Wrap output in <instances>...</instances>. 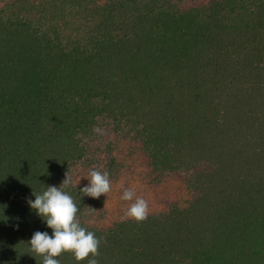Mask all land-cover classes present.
Here are the masks:
<instances>
[{"label": "trees", "instance_id": "trees-1", "mask_svg": "<svg viewBox=\"0 0 264 264\" xmlns=\"http://www.w3.org/2000/svg\"><path fill=\"white\" fill-rule=\"evenodd\" d=\"M189 1L0 0V264H42L27 200L67 172L98 264H264V0ZM102 131L191 172L192 200L88 223L72 171Z\"/></svg>", "mask_w": 264, "mask_h": 264}, {"label": "rangeland", "instance_id": "rangeland-1", "mask_svg": "<svg viewBox=\"0 0 264 264\" xmlns=\"http://www.w3.org/2000/svg\"><path fill=\"white\" fill-rule=\"evenodd\" d=\"M212 0H191L189 7L203 6ZM103 142H96L90 161L77 165L72 171L75 185L85 187L89 181V172L93 169L107 172L111 182V191L99 199L91 197L95 212L87 216V222L100 228L111 227L120 220L131 219L126 213L133 201L121 197L125 190L131 189L136 197L143 198L149 206V215L166 212L171 205L185 206L194 194L186 181L191 172L179 171L167 176L155 173L141 145L132 139H117L112 133H99ZM108 157V153H111ZM135 199V198H134ZM106 202V206H105Z\"/></svg>", "mask_w": 264, "mask_h": 264}, {"label": "clouds", "instance_id": "clouds-1", "mask_svg": "<svg viewBox=\"0 0 264 264\" xmlns=\"http://www.w3.org/2000/svg\"><path fill=\"white\" fill-rule=\"evenodd\" d=\"M85 179L89 183L80 190L84 196L99 199L101 196L107 197L111 191L107 172L93 169ZM70 184L71 178L67 172L65 180L59 187L48 186L42 194L33 192L35 200H27L31 209L46 222L48 228L52 229L51 236L48 232L37 231L29 241L31 251L36 257L42 258V264H60L56 257L63 253H71L78 262L87 260L88 264H98L97 259L89 257L99 256L100 240L93 232L81 227L78 219L80 209L72 196L64 191ZM121 198L125 201L134 200L127 210V217L136 222L147 220L149 206L146 200L136 197L131 189L125 190ZM37 264H40V261L37 260Z\"/></svg>", "mask_w": 264, "mask_h": 264}]
</instances>
